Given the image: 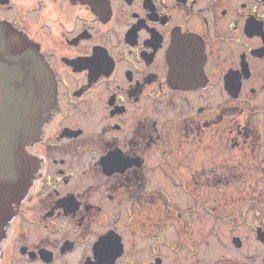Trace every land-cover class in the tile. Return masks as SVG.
Here are the masks:
<instances>
[{
	"label": "flooded vegetation",
	"instance_id": "af4514ba",
	"mask_svg": "<svg viewBox=\"0 0 264 264\" xmlns=\"http://www.w3.org/2000/svg\"><path fill=\"white\" fill-rule=\"evenodd\" d=\"M0 19L57 88L0 264H264V0H0Z\"/></svg>",
	"mask_w": 264,
	"mask_h": 264
},
{
	"label": "water",
	"instance_id": "95a60500",
	"mask_svg": "<svg viewBox=\"0 0 264 264\" xmlns=\"http://www.w3.org/2000/svg\"><path fill=\"white\" fill-rule=\"evenodd\" d=\"M56 101L54 76L39 50L0 19V236L39 165L27 147L39 141Z\"/></svg>",
	"mask_w": 264,
	"mask_h": 264
},
{
	"label": "rangeland",
	"instance_id": "374dc122",
	"mask_svg": "<svg viewBox=\"0 0 264 264\" xmlns=\"http://www.w3.org/2000/svg\"><path fill=\"white\" fill-rule=\"evenodd\" d=\"M186 199H187V198H185V199H177V201H178V200H181V201H178V202H182V204H184V202H185L184 200H186Z\"/></svg>",
	"mask_w": 264,
	"mask_h": 264
}]
</instances>
